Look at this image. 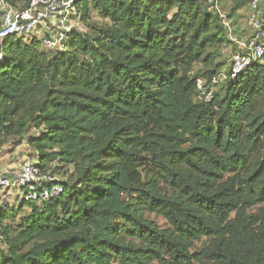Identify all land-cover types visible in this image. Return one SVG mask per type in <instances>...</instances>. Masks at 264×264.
Wrapping results in <instances>:
<instances>
[{"label": "trees", "instance_id": "obj_1", "mask_svg": "<svg viewBox=\"0 0 264 264\" xmlns=\"http://www.w3.org/2000/svg\"><path fill=\"white\" fill-rule=\"evenodd\" d=\"M231 2L74 0L63 50L3 40L0 147L64 191L0 208V264H264V55L232 77Z\"/></svg>", "mask_w": 264, "mask_h": 264}, {"label": "built area", "instance_id": "obj_2", "mask_svg": "<svg viewBox=\"0 0 264 264\" xmlns=\"http://www.w3.org/2000/svg\"><path fill=\"white\" fill-rule=\"evenodd\" d=\"M208 1L215 3V9L223 17L224 24H227L228 19L219 10L218 1ZM0 5L2 6L0 46L6 37L19 35L28 39L37 38L42 41L45 48L50 50L65 48L67 34L71 32V29L64 26V23L69 21L68 16L71 13L77 14L73 7L74 0H30L29 5L23 10L14 8L7 0H1ZM248 10L250 12L249 27L258 34L257 39H264V0H249ZM240 47V51L230 54L233 78L244 71L252 61L261 59L264 55L263 45L258 44L256 40L241 43ZM199 88L203 90L201 81H199ZM202 93L209 101L211 94H207L204 90ZM0 187L8 191H20L21 200L38 203L58 198L64 191V187L58 180L43 176L36 163L25 158L18 173L12 176L0 173Z\"/></svg>", "mask_w": 264, "mask_h": 264}, {"label": "rangeland", "instance_id": "obj_3", "mask_svg": "<svg viewBox=\"0 0 264 264\" xmlns=\"http://www.w3.org/2000/svg\"><path fill=\"white\" fill-rule=\"evenodd\" d=\"M0 4H1V0H0ZM218 7L219 10L222 12V14H224V16H228V12L233 7V4L231 0H218ZM0 11H2L1 5H0ZM249 14H250L249 10L244 9L238 13L236 20H234L233 23H231V29L233 33L232 41L235 42V47L238 50H241L240 47L241 43H246L254 40H256L258 44L264 43V39L263 38L257 39L258 34L249 27L248 25ZM68 18L69 21L65 22L64 26L70 27L71 30L89 32V29L81 21L79 15L71 13L68 16ZM92 22L95 23L96 25H101L105 23L103 22L102 19L98 18L96 14L92 16ZM56 31H58V29ZM231 52H232L231 49L228 50V55L226 56L227 59L230 58ZM35 134L36 132L34 130H32L29 133V135H35ZM32 153L33 152L27 146L26 142L17 146L15 142L10 141L3 147H0V169L1 171L5 170L3 173H1V175L5 174L8 176H12V174L18 173L24 157L29 161L35 160V157ZM57 180L62 181L63 179L58 177ZM20 200H21L20 191H8L5 188L0 187V208L1 207L16 208L18 206V203H20ZM150 218L163 229H166L168 227L166 222L162 218L155 216H150ZM204 241L205 239H203L201 243L197 244V247L201 248Z\"/></svg>", "mask_w": 264, "mask_h": 264}, {"label": "crops", "instance_id": "obj_4", "mask_svg": "<svg viewBox=\"0 0 264 264\" xmlns=\"http://www.w3.org/2000/svg\"><path fill=\"white\" fill-rule=\"evenodd\" d=\"M24 158H25V157H24ZM24 158H23V159H24ZM4 171H5V170H2V171H1V169H0V173H3ZM3 175H5V174H3Z\"/></svg>", "mask_w": 264, "mask_h": 264}, {"label": "water", "instance_id": "obj_5", "mask_svg": "<svg viewBox=\"0 0 264 264\" xmlns=\"http://www.w3.org/2000/svg\"><path fill=\"white\" fill-rule=\"evenodd\" d=\"M0 33H1V31H0Z\"/></svg>", "mask_w": 264, "mask_h": 264}]
</instances>
